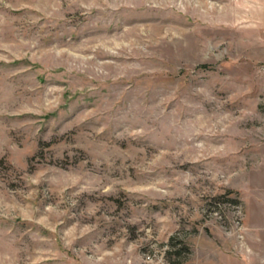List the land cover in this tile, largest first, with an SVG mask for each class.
<instances>
[{
    "label": "rangeland",
    "instance_id": "rangeland-1",
    "mask_svg": "<svg viewBox=\"0 0 264 264\" xmlns=\"http://www.w3.org/2000/svg\"><path fill=\"white\" fill-rule=\"evenodd\" d=\"M263 170L264 0H0V264H264Z\"/></svg>",
    "mask_w": 264,
    "mask_h": 264
},
{
    "label": "crops",
    "instance_id": "crops-1",
    "mask_svg": "<svg viewBox=\"0 0 264 264\" xmlns=\"http://www.w3.org/2000/svg\"><path fill=\"white\" fill-rule=\"evenodd\" d=\"M261 179V180H259ZM255 186L264 185V170L254 178ZM245 221L250 227H264V193L253 190V193L244 198Z\"/></svg>",
    "mask_w": 264,
    "mask_h": 264
},
{
    "label": "trees",
    "instance_id": "trees-1",
    "mask_svg": "<svg viewBox=\"0 0 264 264\" xmlns=\"http://www.w3.org/2000/svg\"><path fill=\"white\" fill-rule=\"evenodd\" d=\"M234 202H236V201H234ZM173 238H171V240H172ZM171 246H172V248H174L175 247V244H171ZM181 247V249H184V251H186L187 252V250H188V248H187V246H180ZM175 249V248H174ZM178 257L180 256V257H182V253H183V251H181L180 249L179 250H177L176 252H174ZM171 264V263H170ZM176 264H185L184 263V260H178L177 261V263Z\"/></svg>",
    "mask_w": 264,
    "mask_h": 264
}]
</instances>
